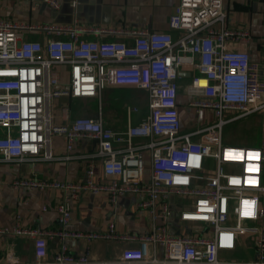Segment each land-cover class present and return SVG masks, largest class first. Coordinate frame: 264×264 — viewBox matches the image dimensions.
<instances>
[{
  "label": "built area",
  "instance_id": "obj_1",
  "mask_svg": "<svg viewBox=\"0 0 264 264\" xmlns=\"http://www.w3.org/2000/svg\"><path fill=\"white\" fill-rule=\"evenodd\" d=\"M45 1L60 8L56 0ZM225 20L224 0H179L168 22L177 36L148 28L0 19V163L54 160L55 137L64 138L68 153L77 141L90 140L107 179L96 182L90 164L86 182L13 183L17 189L68 194L57 208V231L13 230L34 240L33 264H264V57L253 61L249 31L228 29ZM24 32L47 39L23 40ZM107 87L145 91V119L124 133L107 128ZM62 98L97 99V117L71 120V107L59 104ZM189 109L194 123L203 125L191 131L183 117ZM133 112L138 109L129 107V117ZM255 114L262 123L261 147H245L243 140L224 145L225 127ZM85 191L106 194L113 204L134 195L138 209L151 216V229L124 234L113 223L105 232L69 231L70 202ZM9 232L0 228V235ZM47 237L62 242L51 259ZM70 239L138 247L126 248L112 262H96L70 253ZM245 240L253 245V259L221 258ZM6 264L22 263L10 256Z\"/></svg>",
  "mask_w": 264,
  "mask_h": 264
},
{
  "label": "crops",
  "instance_id": "obj_2",
  "mask_svg": "<svg viewBox=\"0 0 264 264\" xmlns=\"http://www.w3.org/2000/svg\"><path fill=\"white\" fill-rule=\"evenodd\" d=\"M59 9L53 8L45 0H0V19L30 25L72 24L109 28H148L155 32H171L169 18L179 0H56ZM225 26L228 29H242L251 35L250 54L253 61L264 57V0H224ZM174 36L177 33L171 32ZM23 40L44 43L45 34L24 32ZM64 73L63 75H65ZM66 79V78H64ZM131 90L142 108L137 118L128 117L127 125H111L104 118L105 126L116 133H124L129 124L141 122L148 114V95L145 91L132 88L107 87L102 101L109 99L117 90ZM80 101V102H79ZM97 99L62 98L60 105L72 109L71 120L77 117L96 118L97 110L90 107ZM73 104L75 106H73ZM147 108V109H146ZM147 110V111H146ZM186 111V110H185ZM183 112L184 121L188 117ZM134 121V122H133ZM57 123H62L60 119ZM127 126V127H126ZM111 127V128H110ZM54 160L37 158L25 162L0 163V228H8V234L0 235V264H6L8 257L18 259L22 264L36 261L35 242L32 238L15 235L13 230L23 229L57 231L60 229L57 208L68 201L67 192L59 189L26 190L17 189L13 183L18 179L36 178L58 182H86V170L95 166L96 182L107 179L103 174L102 161L95 155L96 142L80 140L68 153L62 137H55L50 146ZM71 159H63L66 156ZM149 171V170H148ZM138 198L134 195L121 197L113 204L106 194L94 195L83 192L71 200L72 218L68 226L71 232H105L110 224H115L119 233L139 235L149 231L153 225L148 212L138 209ZM245 240L235 252H223L221 258L236 261L255 257L253 245ZM48 257L51 259L60 250L62 242L57 238H46ZM251 243V244H250ZM65 245L74 255L88 254L96 262H112L119 258L126 248H136L138 243L78 239L66 240Z\"/></svg>",
  "mask_w": 264,
  "mask_h": 264
},
{
  "label": "rangeland",
  "instance_id": "obj_3",
  "mask_svg": "<svg viewBox=\"0 0 264 264\" xmlns=\"http://www.w3.org/2000/svg\"><path fill=\"white\" fill-rule=\"evenodd\" d=\"M131 90H117L110 94L109 99H105L103 102V114L105 119H109L111 125L124 126L128 121V109L129 107L142 108L140 100L137 102ZM80 102V101H79ZM73 106H75L73 104ZM97 103L91 101L90 107L97 110ZM147 109V108H146ZM72 110V109H71ZM147 111V110H146ZM188 117L186 118L185 128L189 131L203 126L202 124H195L197 117L193 114L191 109L186 110ZM138 115L132 113V118L136 119ZM213 119L212 122H215ZM134 122V121H133ZM106 125V124H105ZM107 126V125H106ZM127 127V126H126ZM111 128V127H110ZM224 145H231L235 141H244L243 146L258 148L262 143V123L259 120V115L255 114L242 119L236 123L228 125L224 129ZM248 243L249 241L246 240ZM251 244V243H250Z\"/></svg>",
  "mask_w": 264,
  "mask_h": 264
},
{
  "label": "water",
  "instance_id": "obj_4",
  "mask_svg": "<svg viewBox=\"0 0 264 264\" xmlns=\"http://www.w3.org/2000/svg\"><path fill=\"white\" fill-rule=\"evenodd\" d=\"M184 74H182V76H183ZM186 76H188V75H186Z\"/></svg>",
  "mask_w": 264,
  "mask_h": 264
}]
</instances>
